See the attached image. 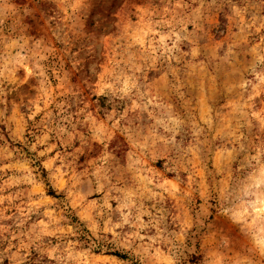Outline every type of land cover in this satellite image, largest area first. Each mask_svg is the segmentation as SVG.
Returning a JSON list of instances; mask_svg holds the SVG:
<instances>
[{
  "label": "clouds",
  "instance_id": "obj_1",
  "mask_svg": "<svg viewBox=\"0 0 264 264\" xmlns=\"http://www.w3.org/2000/svg\"><path fill=\"white\" fill-rule=\"evenodd\" d=\"M264 264V0H0V264Z\"/></svg>",
  "mask_w": 264,
  "mask_h": 264
},
{
  "label": "rangeland",
  "instance_id": "obj_2",
  "mask_svg": "<svg viewBox=\"0 0 264 264\" xmlns=\"http://www.w3.org/2000/svg\"><path fill=\"white\" fill-rule=\"evenodd\" d=\"M100 264H118V260L114 258H105L100 262Z\"/></svg>",
  "mask_w": 264,
  "mask_h": 264
}]
</instances>
